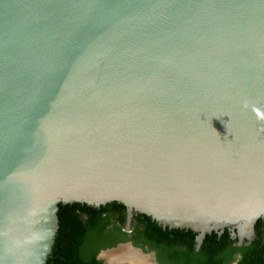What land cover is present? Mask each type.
<instances>
[{"label": "water", "instance_id": "water-1", "mask_svg": "<svg viewBox=\"0 0 264 264\" xmlns=\"http://www.w3.org/2000/svg\"><path fill=\"white\" fill-rule=\"evenodd\" d=\"M59 203L251 241L264 0H0V264H52Z\"/></svg>", "mask_w": 264, "mask_h": 264}, {"label": "trees", "instance_id": "trees-1", "mask_svg": "<svg viewBox=\"0 0 264 264\" xmlns=\"http://www.w3.org/2000/svg\"><path fill=\"white\" fill-rule=\"evenodd\" d=\"M135 237L159 254L166 255L169 264H264V219L254 228V238L237 246V237L231 232L206 234L199 249H195L197 234L191 230L161 227L149 216L134 213ZM58 231L52 264H101L97 260L100 250L113 247L126 234L121 226L126 222V207L114 206L105 209L66 204H58ZM113 225L115 234L109 243L102 241L108 227ZM117 234V235H116ZM90 240V249L85 245ZM247 243V244H246Z\"/></svg>", "mask_w": 264, "mask_h": 264}, {"label": "flooded vegetation", "instance_id": "flooded-vegetation-1", "mask_svg": "<svg viewBox=\"0 0 264 264\" xmlns=\"http://www.w3.org/2000/svg\"><path fill=\"white\" fill-rule=\"evenodd\" d=\"M134 215L135 214L133 213L129 225L127 224L126 220V222L121 226L122 232L126 234V237L122 238L123 242H118L113 247L100 250L97 254V260H100L101 264H169V261L167 260L169 258H166L165 254H159L158 250H155L149 244L141 243V240L136 241L133 239H128V236H136V231H133L136 224L133 220ZM113 228V225L108 227L109 231L104 234V238H101L102 241L109 243L111 239L113 240L115 237V234L111 233V231L114 232ZM121 245H126L124 248L125 250H122L120 254L111 253V259H107L105 254H103L105 250L114 249ZM84 248L90 249V240H88ZM231 264H236V260Z\"/></svg>", "mask_w": 264, "mask_h": 264}, {"label": "rangeland", "instance_id": "rangeland-1", "mask_svg": "<svg viewBox=\"0 0 264 264\" xmlns=\"http://www.w3.org/2000/svg\"><path fill=\"white\" fill-rule=\"evenodd\" d=\"M125 246H126V245H121V246H119V247H117V248H114V249H108V250H105V251L103 252V254H105V256H106L107 259H111V257H110V254H111V253H113V254H120L122 250H123V251L125 250V249H124ZM111 256H112V255H111Z\"/></svg>", "mask_w": 264, "mask_h": 264}, {"label": "clouds", "instance_id": "clouds-1", "mask_svg": "<svg viewBox=\"0 0 264 264\" xmlns=\"http://www.w3.org/2000/svg\"><path fill=\"white\" fill-rule=\"evenodd\" d=\"M235 237H237V236H235ZM238 241H239V240H238ZM238 241H237L236 245H237V246H241V245L243 244L244 241H248V240L244 239V240L242 241V244H241V245H238ZM248 242H250V241H248ZM246 244H247V243H246Z\"/></svg>", "mask_w": 264, "mask_h": 264}]
</instances>
